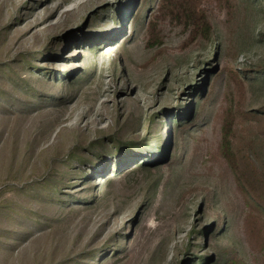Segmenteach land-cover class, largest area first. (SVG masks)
I'll use <instances>...</instances> for the list:
<instances>
[{
  "label": "rangeland",
  "instance_id": "1",
  "mask_svg": "<svg viewBox=\"0 0 264 264\" xmlns=\"http://www.w3.org/2000/svg\"><path fill=\"white\" fill-rule=\"evenodd\" d=\"M178 1L0 0V264H264V0Z\"/></svg>",
  "mask_w": 264,
  "mask_h": 264
},
{
  "label": "trees",
  "instance_id": "2",
  "mask_svg": "<svg viewBox=\"0 0 264 264\" xmlns=\"http://www.w3.org/2000/svg\"><path fill=\"white\" fill-rule=\"evenodd\" d=\"M170 2L177 3L179 1L170 0ZM180 4L188 14L185 18L190 20L192 38L202 36V30L205 32L210 30L208 20L203 15L197 14L188 1ZM237 119L255 124L249 130L254 131L253 134H255L256 139L249 140V142L251 141L249 144L239 142L235 145L232 144L231 139L233 138L234 142L235 138L234 122ZM223 145L222 155L231 168L240 188L248 194L251 205L264 216V107L255 111H245L237 107L236 114L232 111L229 124L224 126ZM143 165L145 164L143 163ZM215 264H219V262L217 261ZM229 264L244 263L239 260H232Z\"/></svg>",
  "mask_w": 264,
  "mask_h": 264
}]
</instances>
